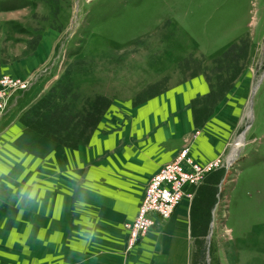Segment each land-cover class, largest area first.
<instances>
[{
  "label": "rangeland",
  "instance_id": "374dc122",
  "mask_svg": "<svg viewBox=\"0 0 264 264\" xmlns=\"http://www.w3.org/2000/svg\"><path fill=\"white\" fill-rule=\"evenodd\" d=\"M0 115L13 122L0 135V264H19L4 246L16 208L3 189L28 190L36 175L54 189L46 181L75 157L71 204L90 180H119L133 211L184 148L199 167L216 164L181 201L189 264H264V0H0ZM168 127L156 146L174 137L170 157L127 185L115 170ZM29 158L25 185L15 178ZM41 241L47 262L66 258V239ZM125 244L116 258L133 252Z\"/></svg>",
  "mask_w": 264,
  "mask_h": 264
},
{
  "label": "crops",
  "instance_id": "0c3cea01",
  "mask_svg": "<svg viewBox=\"0 0 264 264\" xmlns=\"http://www.w3.org/2000/svg\"><path fill=\"white\" fill-rule=\"evenodd\" d=\"M5 117L0 121V135L5 130L10 131L13 126V122L8 123ZM172 130L171 127H168L166 133L161 131L158 137L153 138L150 151H147L144 146L137 150L132 149L127 156L128 160L125 162L127 164L120 165L121 169L115 170L121 172L120 177H125L121 180L125 179L127 185H132L138 177L148 180L159 165L166 162L164 160L166 157H163L165 149L168 150L167 155L170 157L169 153H172L175 149L174 146L178 145L177 140L173 141L174 137L170 136L168 137L171 139L170 141L165 139L166 144L162 142L161 147L156 146L168 132L172 134ZM112 137V139H116L115 135ZM49 159L52 160V156ZM63 160L65 167L55 171L51 182L46 181L54 189L44 188L38 182L41 179L39 175H36L38 181H33L28 190L8 191L3 189L8 194V199L15 200L16 208L13 218L15 228L12 231L14 236L13 238L7 236L4 241L5 250L10 244H13V249L8 255L9 258H15L17 261L19 259V264H24L27 259L29 263L31 262L30 264H189L187 244L189 210L186 203L180 202L168 220H158L156 224L164 227L148 231L130 249L133 252L128 258H116L122 256L121 250L126 241L123 223L133 219L141 198L134 199L131 204L133 211H129L128 205L125 203L130 202H125L116 189V182L119 180H114L113 184L107 182L102 185L95 178L89 181L92 183L88 184L89 188L77 191L73 197L75 203L71 204L70 197L75 189H72L70 185L79 176L75 169L77 160L75 157L69 156ZM34 164L35 161L31 158L23 163L18 161L20 173L16 175V182L20 180L19 183L26 185L28 179H33L34 176L31 173L24 180L21 179L23 177L21 172L28 170L34 172ZM108 170L111 171L109 168ZM127 170L129 173L126 172ZM55 180L57 181L56 185L53 183ZM6 203L0 201V205L3 207L7 206ZM79 228H81V232L77 233ZM43 230L44 234L41 237ZM43 239L44 242L48 241L49 244L53 242L54 245H56L55 242L66 239L63 243V251L67 253L66 258L56 260L53 255L51 259L54 260L47 262V250L42 248L41 240ZM53 239L60 240L53 241ZM70 239L73 245L70 243ZM112 250L119 252L120 256L114 255ZM80 253L83 254V257L75 258V254ZM144 253L150 255L142 257ZM20 258H22L21 263ZM64 259L67 261L64 262Z\"/></svg>",
  "mask_w": 264,
  "mask_h": 264
},
{
  "label": "built area",
  "instance_id": "2783aa9c",
  "mask_svg": "<svg viewBox=\"0 0 264 264\" xmlns=\"http://www.w3.org/2000/svg\"><path fill=\"white\" fill-rule=\"evenodd\" d=\"M215 166L210 163L199 167L189 155V149L184 148L173 161L161 167L145 186L133 219L123 223L125 249H132L158 220H168L182 199L191 197L187 189L196 188L203 175Z\"/></svg>",
  "mask_w": 264,
  "mask_h": 264
},
{
  "label": "bare ground",
  "instance_id": "6f19581e",
  "mask_svg": "<svg viewBox=\"0 0 264 264\" xmlns=\"http://www.w3.org/2000/svg\"><path fill=\"white\" fill-rule=\"evenodd\" d=\"M241 140H242V136L239 135L236 138V140L234 141V143L232 144L231 153H230V157L228 159V163L231 162L232 158L235 156L234 154L236 153V149L239 147V144L241 143L240 142ZM222 160H223V158H222Z\"/></svg>",
  "mask_w": 264,
  "mask_h": 264
},
{
  "label": "water",
  "instance_id": "95a60500",
  "mask_svg": "<svg viewBox=\"0 0 264 264\" xmlns=\"http://www.w3.org/2000/svg\"><path fill=\"white\" fill-rule=\"evenodd\" d=\"M254 93V91L252 90V94ZM240 136H243L242 134H240ZM231 153V151H229V154ZM228 154V155H229ZM228 157H230V155L228 156Z\"/></svg>",
  "mask_w": 264,
  "mask_h": 264
},
{
  "label": "trees",
  "instance_id": "16d2710c",
  "mask_svg": "<svg viewBox=\"0 0 264 264\" xmlns=\"http://www.w3.org/2000/svg\"><path fill=\"white\" fill-rule=\"evenodd\" d=\"M46 96H47V95H46ZM44 98H45V97H44ZM44 98H43V99H44ZM39 103H40V102H39Z\"/></svg>",
  "mask_w": 264,
  "mask_h": 264
}]
</instances>
